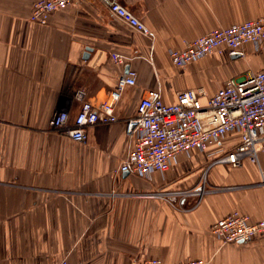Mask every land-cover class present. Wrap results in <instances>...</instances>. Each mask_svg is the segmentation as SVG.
Wrapping results in <instances>:
<instances>
[{"label":"crops","instance_id":"obj_1","mask_svg":"<svg viewBox=\"0 0 264 264\" xmlns=\"http://www.w3.org/2000/svg\"><path fill=\"white\" fill-rule=\"evenodd\" d=\"M36 1L0 0V264H264V240L221 245L208 232L232 211L264 219V153L259 167L213 165L237 134L179 154L164 174L116 173L135 144L126 123L147 91L172 105L178 92L203 88L209 98L264 69V44L244 58L215 53L182 68L169 57L216 28L264 17V0H80L47 26L29 21ZM113 3L150 35L112 16ZM128 71L137 83L116 104L117 123L91 126L85 144L52 131L56 112L79 113L78 90L104 101Z\"/></svg>","mask_w":264,"mask_h":264},{"label":"built area","instance_id":"obj_2","mask_svg":"<svg viewBox=\"0 0 264 264\" xmlns=\"http://www.w3.org/2000/svg\"><path fill=\"white\" fill-rule=\"evenodd\" d=\"M80 0H37L29 16L35 25L47 26L54 14L76 6ZM112 16L141 33L149 30L126 8L113 3ZM264 44V17L216 28L206 35L183 43L182 48L171 50L169 57L177 68L185 67L212 54L225 53L229 57L244 58L258 52ZM117 64L125 58L113 55ZM137 83V73L122 75L108 99L92 102L85 90H78L74 98L81 109L72 120L68 111L56 112L50 122L52 131L74 142L88 141V128L96 124H114L119 121L116 104L128 87ZM205 100V102H204ZM126 134L135 144L130 156L124 160L117 174L151 178L164 174L179 154L193 151L208 152L220 146L230 134L239 141L228 150L220 149L214 164L231 168L242 166L245 160L259 167V155L264 153V69L232 78L224 82L209 98L203 88L181 91L176 102L166 105L158 92L147 91L137 106L136 114L126 123ZM262 175L264 172L260 170ZM221 245L249 244L264 240V219L253 221L248 215L232 211L215 222L208 230ZM66 264V263H63ZM139 264H166L159 259H147ZM177 264H208L202 260H185Z\"/></svg>","mask_w":264,"mask_h":264},{"label":"water","instance_id":"obj_3","mask_svg":"<svg viewBox=\"0 0 264 264\" xmlns=\"http://www.w3.org/2000/svg\"><path fill=\"white\" fill-rule=\"evenodd\" d=\"M89 51V50H88ZM234 58H238L237 56L236 57H234Z\"/></svg>","mask_w":264,"mask_h":264}]
</instances>
